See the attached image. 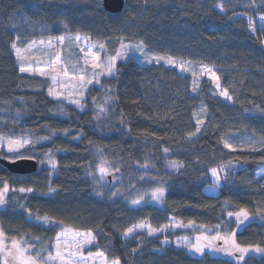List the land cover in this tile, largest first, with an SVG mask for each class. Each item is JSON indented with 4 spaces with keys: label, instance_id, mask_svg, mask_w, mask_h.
Wrapping results in <instances>:
<instances>
[{
    "label": "trees",
    "instance_id": "obj_1",
    "mask_svg": "<svg viewBox=\"0 0 264 264\" xmlns=\"http://www.w3.org/2000/svg\"><path fill=\"white\" fill-rule=\"evenodd\" d=\"M260 15L264 0H125L118 13L105 9L103 0H0V113L15 120L0 126L47 138L20 150L21 157L38 160L37 171L16 174L0 164V189L6 182L11 194L0 207L3 233L42 255L53 252L62 223L64 228L92 230L96 240L87 251L103 252L120 264H264L262 253L247 254L242 262L226 252L197 256L166 244L172 235L161 231L124 236L127 228L143 222L162 230L172 218L233 230L228 213L246 209L255 217L236 232V241L264 248ZM75 34L113 44L142 41L151 52L213 66L231 101L215 94L208 79L195 91L191 74L165 64H142L135 57L119 61L114 75L90 87L85 107L53 97L47 77L20 71L12 45ZM108 93L113 103L99 114L95 103ZM202 108L206 117L197 132L196 114ZM228 135L236 136L235 147L226 146ZM99 153L116 163L123 182L167 186L163 205L133 206L126 194H100L89 173ZM49 154L56 159L54 173L43 163ZM0 156L18 158L4 149ZM147 161L150 178L138 179L139 165ZM166 162L180 167L168 169ZM227 162L243 166L225 178L218 195L206 193L210 169ZM20 188L33 190L25 192L24 201L12 198ZM45 216L53 223H42Z\"/></svg>",
    "mask_w": 264,
    "mask_h": 264
},
{
    "label": "rangeland",
    "instance_id": "obj_2",
    "mask_svg": "<svg viewBox=\"0 0 264 264\" xmlns=\"http://www.w3.org/2000/svg\"><path fill=\"white\" fill-rule=\"evenodd\" d=\"M262 17H264V15L263 16H259V18H258L259 20L258 21H259L260 27L264 28V18H262ZM58 37H64L63 43H60L57 40ZM75 37H79V40L75 39ZM49 39H51V41H52V47H49L47 44H45V45L39 44L40 40L47 41ZM33 41L37 42L35 47L31 48L30 51H24L31 44V42H33ZM122 43L123 44H129V45L139 44V42H137V41H126V40H121L117 44H113V43H108V42H105V41H100V40H97V39H93V38H91L89 36L82 35V34L57 35V36H50V37L34 38V39H31V40L27 41L23 45L17 44L16 46H17V48L22 50L24 55L40 57L39 62H36V61H21L18 57L17 58H18V62H19V66L20 67H22V66L26 67V68L30 67V68L33 69V71H26L27 73L36 74V75H39V76L47 77L50 80V87H54L53 84H52L51 77L47 76V75H40L39 70L40 69H43L45 71L49 70L48 62L51 59H54L55 53L58 50L60 51L62 60L66 64L69 65V72L71 73L72 72L71 65L72 64H76L77 69H79L80 66L82 65V60H83L84 53H87L89 51V48L93 44H95L96 47H91V52L92 53L99 52V55H100V58H101V62H103V60L107 56L116 55V53L120 50ZM100 44H104L105 47L103 49H100L99 48ZM143 46H144V52L147 54V56L149 58L162 56V57H165V59H162L159 62H157L155 59H146L145 56L143 54L139 53V52H129V56L127 58L135 57L142 64H165V65H168L170 67H176L182 73H189L193 77L194 86H195L194 90L195 91L198 90V88L200 87L201 82H202L203 79H208L213 84V92L215 94L221 96L223 99L231 101L229 95L227 97L220 95L221 91H223L224 89H222L220 80L219 79L217 80L215 78V77H218V75L215 72V69H214L213 66H208V65L194 63V62H189V61H186V60L175 59V58H173L171 56H168V55H163V54L151 52L150 50L147 49V47L145 45H143ZM81 49H83L84 52H81ZM14 51H15V49H14ZM15 54H16V51H15ZM168 57H171L173 59L174 63H171V64L168 63L167 62V58ZM127 58L118 59L117 62H116V66H117V63L119 61H123V60H125ZM77 61H79L80 63L77 64L76 63ZM181 64L184 65L183 68L180 67ZM205 69H211L212 71L210 73L208 71H205ZM212 73H214L215 76H213ZM105 76H112V75H107V74L102 75V76H100L98 78V82L96 80H93L92 84H89L87 86V90L85 91L84 98L81 100V103L83 104V107H85V104H86L85 103V99H86V94H87L88 89L90 87H92L93 85L98 84L100 82L101 78H103ZM217 85H219V86H217ZM55 90L56 91H63L64 89H61L59 87V85H56L55 86ZM49 94H50V92H49ZM50 95L53 96V97H56V98H63L66 101H68L70 103H73L70 99H67L66 97H63V96L57 97V96H54L52 94H50ZM113 100H114V97L111 96L110 93H108V95L104 96L103 99H101L100 101L95 103L94 108L99 114L104 113L111 106V104L113 103ZM73 104H75V103H73ZM97 105H103L105 110L103 112H101L100 109L97 107ZM76 106H78V105H76ZM205 117H206V112L205 111H203V112L200 111V112H198L196 114V120L197 121H202V123L199 124V128H201V129L203 127V123L205 121ZM5 120L9 121V122L15 121L12 114L4 115V113L1 112L0 113V124L4 123ZM0 134L6 135V136L10 135L12 137H19V136L26 135L30 139H32L34 141H38V142H36L34 144H37V143H40V142H43V141L47 140V138H45V137H32L31 135H27V134L14 133L12 131H8V130L2 128L1 126H0ZM235 137H236L235 135H228V138L226 139L227 143L231 144L232 147H235L236 142H237ZM41 138H44V139H41ZM249 138H252V137H249ZM242 139H245V137L242 136L240 138V140H242ZM2 149L7 150L6 145L0 144V150H2ZM44 158L45 159H44L43 163L50 167L51 173H54L56 167L53 168L52 165L48 163L49 160H54L56 162V159H55L54 155L49 154V155H46ZM101 159L107 160L109 162V164L107 166H109V168H110L109 172L106 175H104L102 178H101V175H100V173L98 171V166H99V164L101 162ZM173 163H175V162H166L165 166L168 169H174V170L178 169L180 167V165L178 163H175L176 166L173 167L172 166ZM114 166H116L115 162L109 161L108 158H106L104 155H101L100 153L95 158L94 162L91 164L89 173L95 178V180L97 182V185H98V188H99L100 194L109 193L113 197L126 194L127 195L126 199L133 206L140 205V204H143V203H148V202L156 204V205H159V206L163 205L164 196H165V193L167 191V186H165L163 184H159V183L158 184H156V183H147V184H141V185H134L133 186V184H131L130 181H128V182H123L122 181L121 173H119L118 171H115L116 168H114ZM242 166L243 165L241 163H239V162H227V163H224L222 165L213 167V168L220 169L219 179H217L215 176L212 175V173H211V169L212 168H211L210 172H209V180H210V182H208L205 185V187H204L205 192L208 193V194H211V195H218L220 193V188L223 185L225 178H227L230 175L231 172L236 171V169H238V168H240ZM151 167L152 166H151L150 162H148V161L146 163H143V164L139 165V169L137 170L138 179L142 180V179L150 178V174L147 173V170L151 169ZM129 184L133 187L131 189V191H127V189L130 187ZM158 188H163L164 192H163L162 196H160L159 199H156V198H154V195L156 194L155 190L158 189ZM25 192L14 193L12 195L13 196L12 198L14 200H16V201H19V200H23L24 201L25 200ZM113 193H115V195ZM9 195H11V194H9L8 192L5 194L4 203L0 204V207L5 205ZM134 199H140V203L139 204H132L131 201L134 200ZM253 217H255V216L249 215V219L245 220L242 224H238V221H237L235 216H229V218L234 220L235 228L233 230H227V231H222L221 226H219V229H217L216 227H206V226H203V225L202 226H198V225H196L194 223H186L185 224V223H182V222L172 218L170 220V222L168 223V225H170V226L167 227V228H163L160 231L163 232L167 236H169V234L172 235V237H170V238L168 237L165 240L166 244L173 243L175 246L185 248L187 251H189L190 253H192L194 255H197V256H201V255L205 254L206 252H209L212 255H220V254H224V252H219L218 249L226 247V245H225L223 240L214 241L213 246L212 247H205L203 253L196 252L194 249H192L190 247V245H191V243H195V237L200 235L201 232H205V234L208 235V236L216 235L217 231H219L221 233V235H227L230 232H235V234H236V232L245 223H247L248 221L253 219ZM49 221L50 220H48V221H45V220L42 221L41 220V222L45 223V224L53 223L52 221H50V222ZM143 223L149 225L148 222H143ZM175 225H186V227L185 226H175ZM63 230L64 229H62L60 232H62ZM140 230H145V231H147L149 233V229L148 228H137L135 230V232L140 231ZM160 231H156V232H154L152 234L159 233ZM185 237L188 238L187 241H185L183 243H178V241H183V239ZM3 239H4V244L6 245V247L8 249H11V241H12V239H16L18 241H21L23 246H25V247L29 246L28 243H24L22 240H19L17 238H12V237L6 236L5 234H4V238ZM54 245H55V242H54ZM30 246L32 248V251L29 254L35 255L36 252H35L34 246L33 245H30ZM89 246L85 247L84 253H83L84 255H87L89 253L87 251ZM254 248L255 247H253L250 251L245 253L244 256H246L247 254H260V253L264 254V251H255ZM38 252H40V250ZM97 252H100V251H92L91 253L95 254ZM54 253H55V249H54V246H53V252L51 254L54 255ZM0 254L2 255L3 260H4L3 252H0ZM49 254L50 253H48L47 255H42L41 252H40V259L43 260ZM226 254H228V253H226ZM228 255L232 259L237 261V262H242L243 259H244V256H243L242 260L238 259V256H239L238 253L231 254V255L228 254ZM9 264H13V262L10 260ZM94 264H112V260H109L107 257H106V260L96 259L94 261Z\"/></svg>",
    "mask_w": 264,
    "mask_h": 264
},
{
    "label": "snow or ice",
    "instance_id": "obj_3",
    "mask_svg": "<svg viewBox=\"0 0 264 264\" xmlns=\"http://www.w3.org/2000/svg\"><path fill=\"white\" fill-rule=\"evenodd\" d=\"M264 18V17H262ZM75 39L79 40V37H75ZM57 40L60 43H63L64 37H58ZM36 41L31 42V44L24 50V51H30L31 48L35 47ZM39 44L45 45L47 44L49 47H52V41L51 39L45 41L40 40ZM12 47L16 51L17 57L21 61H36L39 62L40 57L35 56H28L24 55L22 50L17 48L16 44L13 43ZM91 47H96L95 44H93ZM91 47L89 48V51L87 53H84L82 65L79 69H77L76 64H72V72H69V65L66 64L61 57L60 51L58 50L55 53L54 59H51L49 64V70L45 71L43 69H40V75H47L51 77L52 84L54 87L49 88L50 94L57 96V97H66L67 99H70L73 103L78 105L79 107H83V104L81 103V100L84 98L85 91L87 90V86L89 84H92L93 80H96L98 82V78L102 75H114L117 71L116 68V62L118 59L121 58H127L129 56V52H139L145 56L146 59H155L157 62H159L162 59H165V57L157 56L153 58H149L147 54L144 52V46L143 42L141 41L139 44L136 45H129V44H121L120 50L116 53L114 56H107L103 62H101V58L99 55V52L92 53ZM105 47L104 44H100L99 48L103 49ZM81 52H84L83 49H81ZM168 63H174L173 59L171 57L167 58ZM77 64L80 63L79 61L76 62ZM181 68L184 67L183 64L180 65ZM21 72L26 71H33L32 68L28 67H20ZM205 71H208L211 73V69H205ZM213 76H215L214 73H212ZM217 80L218 77H215ZM59 85L61 89H64L63 91H56L55 86ZM219 86V85H217ZM220 95L222 96H228L227 90L221 91ZM97 107L100 109L101 112H103L105 109L103 105H97ZM201 111H206V109L202 108ZM202 123V121H198V124ZM200 131V128L197 127V132ZM194 135L193 133L189 134ZM44 139V138H41ZM38 141H34L30 139L28 136H19V137H12V136H6L3 134H0V144L6 145L7 150L9 152H14L17 154L18 158H21L22 154L20 152L21 149H24L26 146H31L34 143ZM225 144L227 147L232 148L231 144H228L227 141H225ZM167 151V149H165ZM49 164L52 165L53 168L56 167V162L54 160H49ZM109 162L107 160L101 159V162L98 166V171L101 175V178L106 175L110 168L107 166ZM173 167L176 166L175 163L172 165ZM115 171H119V169H116ZM211 173L213 176H215L217 179H219L220 175V169L218 168H212ZM9 191L8 185L5 182L4 187L0 189V204L4 203V196ZM13 191H17L13 189ZM20 192H31L33 191L31 188L24 189L20 188L18 189ZM164 192L163 188H158L155 190L154 198L159 199L160 196H162ZM115 195V193H113ZM132 204H139L140 199H134L131 201ZM229 216H235L238 224H242L245 220L249 219V213L246 209H241L238 212L228 213ZM37 219H41L40 217H37ZM45 221H48L49 218L47 216L42 218ZM192 223V222H189ZM59 227H62L64 230L57 234L56 240H55V253L49 254L47 257H45L43 260L40 259V252H36L35 255L29 254L32 251L31 246H23L21 241H18L16 239H12L11 241V249H8L6 245L4 244V233L2 228H0V252H3L4 254V260L3 264H9V261L11 260L13 264H94V261L96 259L100 260H106L105 254L103 252H97L95 254L89 252L87 255H84V249L86 246L93 245L94 241L96 240L95 235L93 234L92 230L87 231H80L76 229L71 228H64L63 224H59ZM170 225H164L162 228H167ZM175 226H185L186 225H175ZM217 229H219V225L215 226ZM137 228H148L149 234L156 231H160L161 229H153L151 225L140 223L138 225H133L132 227H129L125 230L124 236L128 237L132 235ZM235 232H230L227 235H221L219 231H217L216 235L214 236H208L205 234V232H201L200 235L195 237V243H191L190 247L194 249L198 253H203L205 247H212L214 244V241L216 240H223L226 247L218 249L219 251L226 252L228 254H236L238 253V259H243V256L245 253L250 251L253 246H242L241 244L237 243ZM188 238L185 237L183 241H178V243H183L187 241ZM255 251H264V248H260L259 246H256L254 248ZM112 264H119V260L115 259L112 261Z\"/></svg>",
    "mask_w": 264,
    "mask_h": 264
},
{
    "label": "water",
    "instance_id": "obj_4",
    "mask_svg": "<svg viewBox=\"0 0 264 264\" xmlns=\"http://www.w3.org/2000/svg\"><path fill=\"white\" fill-rule=\"evenodd\" d=\"M105 9L111 12H121L125 5V0H103ZM0 164L5 166L9 171L16 174H29L38 170L39 162L34 157H21L8 159L0 156Z\"/></svg>",
    "mask_w": 264,
    "mask_h": 264
}]
</instances>
